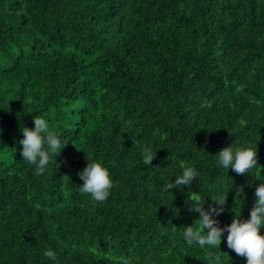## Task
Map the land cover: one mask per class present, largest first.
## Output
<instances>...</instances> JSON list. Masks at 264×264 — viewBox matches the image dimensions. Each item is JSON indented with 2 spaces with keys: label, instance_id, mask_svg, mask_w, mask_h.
<instances>
[{
  "label": "trees",
  "instance_id": "trees-1",
  "mask_svg": "<svg viewBox=\"0 0 264 264\" xmlns=\"http://www.w3.org/2000/svg\"><path fill=\"white\" fill-rule=\"evenodd\" d=\"M37 116L64 146L42 175L19 144ZM0 129V264H210L182 238L187 199L227 195L224 227L264 181V0H0ZM228 146L258 166L220 167ZM88 161L110 172L105 202L79 191ZM183 166L192 185L164 192ZM226 236L217 264H246Z\"/></svg>",
  "mask_w": 264,
  "mask_h": 264
},
{
  "label": "clouds",
  "instance_id": "clouds-1",
  "mask_svg": "<svg viewBox=\"0 0 264 264\" xmlns=\"http://www.w3.org/2000/svg\"><path fill=\"white\" fill-rule=\"evenodd\" d=\"M33 120L34 128L21 129L23 139L19 141V144L22 145L23 160L35 166L36 175H42L50 163V153L57 155L64 146L61 145L58 133L50 130L48 121L38 116L33 117ZM140 154L143 164L151 166L156 157L152 147H141ZM216 156L220 167L226 170L232 169L237 175L251 173L258 166L257 150L252 146L236 148L228 146L221 149ZM78 176L83 181L79 188L82 194L90 195L95 202H105L108 199L114 184L108 168L102 162L88 161L86 167L78 172ZM197 176L195 168L183 166L182 174L175 177L174 183L171 181L164 184L162 190L169 192L173 188L184 186L189 188ZM242 192L243 188H238L237 196ZM211 199L213 203L208 206V209L204 208L205 200H202L198 194L191 196L190 200L187 199L190 211H195L199 217L193 224L196 225L195 227L185 226L182 231V238L186 244L199 245L201 249L209 250L206 251L205 258L210 261V264H217L220 257L210 250L220 248L222 237L226 232V244L229 250L245 258L246 264H264V235L260 234V229L264 227V181L255 188V203L247 220H242L240 215L235 213L232 222L221 227L215 217L225 211L227 195L211 197ZM42 254L51 260L56 258L51 248L46 249ZM115 264H130V259L120 256L116 258Z\"/></svg>",
  "mask_w": 264,
  "mask_h": 264
}]
</instances>
